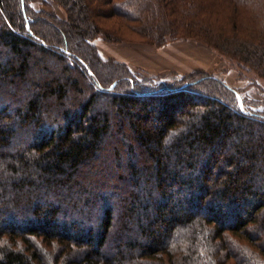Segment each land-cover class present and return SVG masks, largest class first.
Wrapping results in <instances>:
<instances>
[{"label":"trees","instance_id":"1","mask_svg":"<svg viewBox=\"0 0 264 264\" xmlns=\"http://www.w3.org/2000/svg\"><path fill=\"white\" fill-rule=\"evenodd\" d=\"M33 1L0 0V264H264V108L215 77L103 82L92 44L115 21L264 80V0Z\"/></svg>","mask_w":264,"mask_h":264},{"label":"rangeland","instance_id":"2","mask_svg":"<svg viewBox=\"0 0 264 264\" xmlns=\"http://www.w3.org/2000/svg\"><path fill=\"white\" fill-rule=\"evenodd\" d=\"M30 5L35 11L54 15L62 21L67 20L65 11L53 0H34ZM105 24V27L113 26L126 36L119 42H109L98 36L92 42L101 60L107 62L106 65H99V76L103 82L127 74L145 83L163 82L173 87L185 80L215 77L239 90L250 105L259 110L264 108V80L254 73L243 71L215 49L193 39L172 41L157 47L127 32L118 22L108 21ZM54 50L57 51L56 48ZM51 63L54 65L53 61ZM55 67L60 71L59 66L57 68L55 64ZM77 72L89 94L86 97H91L94 93L93 87L91 86L93 90L89 88L87 85L89 81L86 83L83 74ZM99 98L100 102H103L106 97L99 96L97 100Z\"/></svg>","mask_w":264,"mask_h":264}]
</instances>
